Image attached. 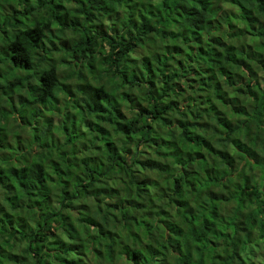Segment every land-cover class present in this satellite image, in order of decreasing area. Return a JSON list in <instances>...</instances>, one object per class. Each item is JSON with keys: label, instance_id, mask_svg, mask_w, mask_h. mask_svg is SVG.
<instances>
[{"label": "trees", "instance_id": "1", "mask_svg": "<svg viewBox=\"0 0 264 264\" xmlns=\"http://www.w3.org/2000/svg\"><path fill=\"white\" fill-rule=\"evenodd\" d=\"M0 264H264V0H0Z\"/></svg>", "mask_w": 264, "mask_h": 264}]
</instances>
